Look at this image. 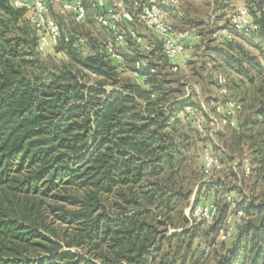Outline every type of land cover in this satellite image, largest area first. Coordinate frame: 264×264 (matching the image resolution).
Returning <instances> with one entry per match:
<instances>
[{
	"label": "trees",
	"instance_id": "trees-1",
	"mask_svg": "<svg viewBox=\"0 0 264 264\" xmlns=\"http://www.w3.org/2000/svg\"><path fill=\"white\" fill-rule=\"evenodd\" d=\"M234 1L246 6L242 0H213L228 27L238 7ZM28 3L16 8L12 0H0V264H202L200 247H215L212 264H264L259 6H246L255 30L235 33L238 41L221 37L224 47L210 48L242 84L246 113L233 129L235 144L249 155L239 163L241 175L244 165L251 170L228 194L231 215L241 210L242 216L232 217L231 234L216 242L228 212L218 207L216 220L199 237L183 215L191 191L183 190L178 175L191 144L178 126L186 120L197 129L185 111L190 99L174 101L179 90L164 88L172 64L161 42L144 53L128 38L134 49L125 54L129 61L123 54L114 60L106 45L80 42L73 34H61L57 46L39 52ZM181 20L195 23L187 16ZM50 52H63L66 59L55 63ZM136 60L143 69L134 78ZM205 151L195 158L202 174ZM205 201L215 200L198 202Z\"/></svg>",
	"mask_w": 264,
	"mask_h": 264
},
{
	"label": "rangeland",
	"instance_id": "rangeland-1",
	"mask_svg": "<svg viewBox=\"0 0 264 264\" xmlns=\"http://www.w3.org/2000/svg\"><path fill=\"white\" fill-rule=\"evenodd\" d=\"M65 1L66 0H62V2ZM113 1L115 0H108L109 6L112 5ZM122 1L125 10H132L133 2L140 0ZM242 3L249 7L256 4L259 6L260 11L264 13V0H242ZM231 4L233 8L238 6L237 1ZM85 5L87 6L86 16L84 21L80 24H75L70 14L61 13L60 6L53 5L51 7V14L58 22L61 34L79 36L84 42L95 40L94 42L104 48L105 45L112 41L113 34L97 23L96 4L94 5L90 0H87L85 1ZM179 10L182 14H185L195 22L193 24H188L186 27H195V30H191L199 35L198 39H196L198 43L196 47L190 51L189 59H185L186 63L184 68L175 72L169 71L166 78L170 83L164 88L179 90L173 93L172 97H174V101L180 102L190 99L192 102L191 104H193L191 107L197 110L205 127V131L199 133L186 120H182L178 126L179 133L185 134L188 142L191 144V150L186 155V160H189L185 162L184 170L178 175V180L181 181L183 190L189 193L191 191L188 196V202L183 207V215L187 217L189 224L195 226L194 235L195 237H199L208 231L211 224L194 223L191 218L190 208L198 203L199 199L208 200L209 198H213L221 211L225 210L228 212L224 218L226 220V217L232 214L233 205L231 203H226L225 196L230 194L229 192L231 190V192L234 193L233 189H237V187L243 185V176L241 175L239 163H241L242 160L246 161L249 155L246 154L244 147L235 144L234 127L228 124L227 121L223 123L218 113L215 111L214 104H212V102L224 103L221 94L218 92L220 88L216 84V76L223 77L227 80L229 78L227 66L225 64H220V60L218 62V60L211 55L212 51L210 49L219 45L217 36L213 37L212 34L214 31L220 32L223 28L228 26L225 20L227 16H221L223 13L215 9L213 0H180ZM232 10L233 9H231V11ZM122 29L125 30L124 27H122ZM229 31L230 30H228L227 33H230L232 38L234 37V39L238 41V37H236L238 34L234 35L235 33ZM124 41V51L122 50L121 52L123 56H125L127 48L128 50H134L128 38ZM128 46H131V49H129L130 47ZM119 49L121 50L120 47ZM49 54H51L49 58L55 63L66 59L63 52H50ZM125 58L129 61L126 56ZM227 80H225V83ZM227 85L228 88L225 87V94H229L228 98H230L232 102L238 103L244 94L242 93V84L233 74L231 81L229 83L227 81ZM230 91L231 93H229ZM225 94H223V96ZM206 149H210L219 160L218 169L209 177L197 171V162L195 163L196 153L202 150L205 151ZM215 184L217 187H211ZM219 185H221L220 188L218 187ZM245 191V194L248 195L247 190ZM236 192L238 193V191ZM180 230L181 229H176L175 231ZM219 240L218 236L215 237L216 242ZM199 242L200 240L195 239L194 246H197ZM213 248L215 250V247H200L202 264H212L214 261V254H212V251H214Z\"/></svg>",
	"mask_w": 264,
	"mask_h": 264
},
{
	"label": "built area",
	"instance_id": "built-area-1",
	"mask_svg": "<svg viewBox=\"0 0 264 264\" xmlns=\"http://www.w3.org/2000/svg\"><path fill=\"white\" fill-rule=\"evenodd\" d=\"M25 0H12L14 7H21ZM104 0H96L97 6H103ZM176 3V0H170ZM53 5L60 6V12L70 14L75 24H80L84 21L86 10L82 0H34L30 6V13L28 15V22L38 33V51L42 52L47 47L57 46L62 38L61 30L58 22L51 14V7ZM97 23L103 28L107 29L113 34V39L110 41L105 50L110 58L114 60H121L122 53L118 47L120 41L126 38L131 39L139 50L147 53L151 49V44L145 40L143 36L138 34L133 27L123 30L124 23H134L138 21L146 29L156 33L161 41L162 53L165 58L172 64L171 71L178 70L175 61L182 54L186 47V40H196L198 35L192 30H179L166 23L163 14L157 4L151 3L148 0L134 1L132 10H122L115 12L111 9L104 11L96 16ZM256 26L253 25L249 15L248 8L244 5L238 6L229 16V32L239 33L244 31H253ZM226 38H232L230 33L225 32ZM63 41L67 43L69 36L64 35ZM84 42L83 39H79ZM143 69L141 61L136 60L133 62L131 75L134 78L140 76ZM153 72V70H150ZM216 83L220 88V94H225V79L218 76ZM193 118L195 127L199 133L205 131L204 123L201 117L191 107L185 108ZM222 116L221 120L226 123V119L232 116V111L221 112L220 109L216 110ZM219 160L210 151H205L203 155V175L209 177L213 174L214 169H218ZM243 175L248 176L250 173V166L243 168ZM227 203H233V198L230 195L226 196ZM191 218L194 222L200 224H212L218 215V205L212 201L198 202L190 208ZM242 216V211L237 210L234 216L228 215L225 220V228L219 231L218 237L220 240H225L231 234V221L232 217Z\"/></svg>",
	"mask_w": 264,
	"mask_h": 264
},
{
	"label": "crops",
	"instance_id": "crops-1",
	"mask_svg": "<svg viewBox=\"0 0 264 264\" xmlns=\"http://www.w3.org/2000/svg\"><path fill=\"white\" fill-rule=\"evenodd\" d=\"M29 3L28 4H31V2H33L34 0H28ZM149 2L151 3H154V4H157L163 14V17H164V20L166 21V23L178 28V29H186V26L184 25V23L182 22V18L183 16L186 17L185 14H182L179 10V2L180 0H176V3H172L170 0H148ZM112 3V2H111ZM94 6V5H93ZM97 6V5H96ZM98 7H103L104 8V11H107L109 9L115 11V12H119V11H122V10H125V7L123 5V1L122 0H115L113 1L112 5L109 6L108 4V0H104V3H103V6H98ZM99 14V13H98ZM97 14V15H98ZM123 27L125 29H128L130 27H133L136 32L138 34H140L141 36L144 35L146 37L145 40L147 42H149L151 45L153 44H159L160 45V38L159 36L146 29L141 23H139L138 21H135L134 23H124L123 24ZM144 30V31H142ZM229 30V27H225L223 28L220 32H215L212 34V36H217L218 38V46H215L216 48L218 47H224V44L222 43L223 41L220 39L221 37H226V34L225 32H227ZM144 32V33H142ZM147 33V34H146ZM152 35V36H150ZM233 40H236L234 39V37L232 38ZM197 40H186V47H185V50L182 54H180V56L178 57V59L175 61V64L178 65V70L181 68H184L185 67V63H186V60L185 59H189V53L192 49H194L196 47V44H197ZM124 45H125V41H120L118 43V47L121 48V52L122 50L124 51ZM126 53H129L128 52V48L126 50ZM213 56V55H212ZM215 57V56H214ZM219 62V61H218ZM220 64H222V62H219ZM177 70V71H178ZM228 83L231 81V78L233 77V72H228ZM234 76H236L234 74ZM218 76H216V79H217ZM227 81L225 83V87L228 88V85H227ZM217 84V83H216ZM229 90V89H228ZM220 93V91H218ZM231 93V91L229 92ZM226 95V96H225ZM224 96L221 94L222 96V100L224 101V103H213L214 104V107H215V111L217 109H220L221 112H226L228 110H231L233 113H232V116H230L229 118H227L228 120V124H230L232 127H236L239 123L242 122L243 120V117L245 115V109L243 108V103H241V101L239 100L238 103H234L232 102V100L230 98H228L229 94H225ZM218 116L220 118H222L223 115H221L220 113H218ZM246 166H249V165H244V167ZM251 171V170H250ZM244 176V175H243ZM245 177V176H244Z\"/></svg>",
	"mask_w": 264,
	"mask_h": 264
}]
</instances>
